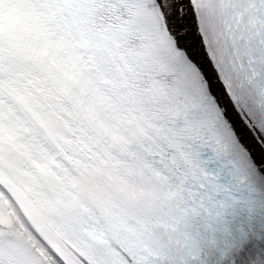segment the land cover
Wrapping results in <instances>:
<instances>
[{
  "label": "snow or ice",
  "instance_id": "snow-or-ice-1",
  "mask_svg": "<svg viewBox=\"0 0 264 264\" xmlns=\"http://www.w3.org/2000/svg\"><path fill=\"white\" fill-rule=\"evenodd\" d=\"M0 264H264V0H0Z\"/></svg>",
  "mask_w": 264,
  "mask_h": 264
}]
</instances>
